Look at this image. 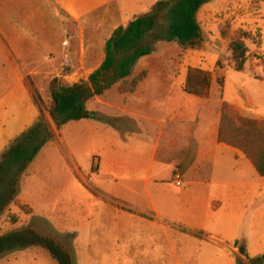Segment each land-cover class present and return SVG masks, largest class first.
I'll use <instances>...</instances> for the list:
<instances>
[{"label": "rangeland", "instance_id": "obj_1", "mask_svg": "<svg viewBox=\"0 0 264 264\" xmlns=\"http://www.w3.org/2000/svg\"><path fill=\"white\" fill-rule=\"evenodd\" d=\"M209 6L216 17L212 24L206 15L200 19L207 44L201 68L211 72L220 84L224 79L230 92L233 84L241 83L250 94L262 93L264 97V86L253 84L250 73L231 70L234 64L229 52L230 42L246 34L245 44L249 50L247 68L254 76L264 74V2L212 0ZM23 34L22 42L16 43V39ZM60 34L52 0H0V84H4V89L15 78V47L27 58H40L53 43L59 42L58 39L55 41V37ZM157 48L154 57L144 58L140 67L139 64L135 67V76L147 72L146 84L141 89L146 95L142 100L121 94L118 84L89 104V110L96 116L95 121L101 125H94L83 133L75 123L65 127L64 138L70 147L63 138L60 140L58 131L53 129L55 141L37 159L30 173L26 172L17 199L0 217V236L26 227L37 228L69 247L76 264H86L91 258L97 264H136L140 261L134 262L130 258L155 257L158 251L167 250L169 240L164 230L147 224L144 218H149L139 211L145 209L144 199L148 194L170 202L178 201L186 186L178 188L172 180L171 166L165 163L168 153L159 152L153 162L152 158L156 155L154 132L149 136L124 132L123 140L117 130L123 124L114 118L128 116L121 109L142 112V115L170 116L164 99L156 94L157 88L152 86L163 81L165 75L176 87L181 110L188 107L190 113L196 116L204 106V100L182 91L180 72L184 66V50L175 43L165 42L158 43ZM161 63L165 70H162ZM218 63L220 68H224L223 72ZM19 75H29L27 79L35 98L46 113L51 105L50 83L57 74ZM66 75L70 73L63 69L61 80L64 86L68 85L63 80ZM217 87L215 80L214 93L205 110L222 105V95ZM257 107L264 110L262 105ZM230 108L232 116L239 117L235 109ZM182 113L177 111L176 116H183ZM147 179L150 184L146 183ZM125 205L133 210L134 216L130 215L131 210ZM177 231L194 236L182 229ZM200 245L191 248V253L193 257L198 256L202 264H212L216 258L225 259L224 248L216 247L213 242ZM152 246L156 248L151 249ZM230 251L235 258L245 261L246 254L242 256L238 246ZM181 252L180 248H171V258L181 255ZM0 264L57 262L46 250L30 248L0 258Z\"/></svg>", "mask_w": 264, "mask_h": 264}, {"label": "crops", "instance_id": "obj_2", "mask_svg": "<svg viewBox=\"0 0 264 264\" xmlns=\"http://www.w3.org/2000/svg\"><path fill=\"white\" fill-rule=\"evenodd\" d=\"M52 1L61 28L60 36L55 37V41L58 39L59 42L53 43V46L40 58L36 56L27 58L15 47V78L10 81L6 89L4 84H0V159L11 143L29 129L39 117L46 120L53 133V129H56L48 111L45 113L35 98L27 79L29 75L20 76V73H55L57 76L52 81L59 79L62 83L61 71L64 69L70 73L63 77L67 86L88 81L90 75L102 65L106 42L113 33L120 27H127L136 17L151 13L155 5L162 0ZM211 1L201 8L198 14L199 22L203 15L207 16L210 24L215 21L216 14L212 13L209 6ZM24 35L17 37L16 43L22 42ZM206 45L205 43L201 50L183 51L184 66L180 72L182 91L189 68L205 70L201 68V63L206 56ZM143 59L139 61L138 67ZM160 61L162 62L161 59ZM165 69L162 65V70ZM220 70L223 72L224 68ZM236 73H250L249 78L253 84L264 86V74L252 75L247 65L243 72ZM135 74L136 72L134 76ZM146 78L139 83L134 93L123 95L142 100L146 95V92L141 91L146 84ZM215 80L217 89L222 95V103L232 106L239 117L257 120L264 124V110L257 107L264 106L262 93L254 96L241 83L233 84L230 92L228 83L223 79L220 84L214 75L210 99L204 100L205 104L196 116L190 113L188 107H182L181 110L176 87L171 85V79L165 75L163 81L152 86L157 88L156 94L164 99L170 116L142 115V112L121 109V112H125L124 114L128 116L110 117L116 118L123 124L117 129L119 137L123 140H125L124 132L130 135L143 133L148 136L154 132L156 155L152 158L153 162L159 152L168 153L165 163L171 166L172 180L176 184L174 179L178 173L181 175L182 184L178 188L186 186L184 194L178 201L170 202L154 198L150 194L144 199L146 207L139 213L149 218H144L147 224L160 226L164 230L169 240L167 243L169 247L167 250L158 251L155 257L130 258L135 260L134 262L140 261L136 264H171V261L173 264H202L198 256H192L191 248L201 247L200 244L204 242H213L216 247L224 248L225 259H213L212 264H238V258H235L230 251L237 246L244 247L245 254L251 259L261 258L264 254V177L257 173L243 152L219 142L221 106L218 104L205 110V106H208L213 96ZM177 111L183 112V116H176ZM71 123H75L77 128H82V133L91 130L94 125H101L95 119ZM66 126L58 131V135L60 140L63 138L70 147V143L64 138ZM55 139L56 136L41 150L28 168V173L37 159L48 151ZM146 183L150 184L151 181L147 179ZM154 183L157 184L158 181ZM125 206L131 210L130 215L134 216L133 210ZM177 229L185 230L194 236H186ZM154 248L156 246L151 247ZM171 248L182 249L181 255L176 254L171 258ZM96 262L91 258L86 264H97Z\"/></svg>", "mask_w": 264, "mask_h": 264}, {"label": "trees", "instance_id": "obj_3", "mask_svg": "<svg viewBox=\"0 0 264 264\" xmlns=\"http://www.w3.org/2000/svg\"><path fill=\"white\" fill-rule=\"evenodd\" d=\"M210 0H162L151 13L136 17L127 27L118 28L105 45V59L88 81L72 86L59 79L51 84V105L48 110L57 131L71 122L96 119L88 105L120 84L121 94L134 93L147 72L134 77L135 67L143 58L157 52L158 43H175L182 50H201L206 36L198 14ZM264 2V0H260ZM152 38V42L150 39ZM248 36L229 44L235 72H243L249 59L245 44ZM220 68V63L217 64ZM213 74L189 68L184 92L209 100ZM230 106L223 102L220 113L219 142L244 153L257 173L264 177V124L257 120L232 116ZM55 138L46 120L39 117L19 138L11 143L0 159V217L17 199L22 179L41 150ZM30 248L46 250L57 264H76L73 252L55 237L37 228L26 227L0 236V258ZM238 264H264L247 254Z\"/></svg>", "mask_w": 264, "mask_h": 264}, {"label": "built area", "instance_id": "obj_4", "mask_svg": "<svg viewBox=\"0 0 264 264\" xmlns=\"http://www.w3.org/2000/svg\"><path fill=\"white\" fill-rule=\"evenodd\" d=\"M175 180H176V185L177 187H180L182 184H181V175L176 173L175 175Z\"/></svg>", "mask_w": 264, "mask_h": 264}, {"label": "water", "instance_id": "obj_5", "mask_svg": "<svg viewBox=\"0 0 264 264\" xmlns=\"http://www.w3.org/2000/svg\"><path fill=\"white\" fill-rule=\"evenodd\" d=\"M239 253H240L242 256H244V255H245V248H244V247H240V248H239ZM261 259H262V261L264 262V255L261 256Z\"/></svg>", "mask_w": 264, "mask_h": 264}]
</instances>
